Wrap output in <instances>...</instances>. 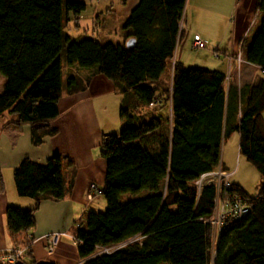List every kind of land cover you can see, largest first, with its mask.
Instances as JSON below:
<instances>
[{
  "label": "trees",
  "instance_id": "trees-1",
  "mask_svg": "<svg viewBox=\"0 0 264 264\" xmlns=\"http://www.w3.org/2000/svg\"><path fill=\"white\" fill-rule=\"evenodd\" d=\"M184 3L138 0L121 23L123 42L114 45L64 31L67 15L76 20L84 9L81 1L0 0V118L6 115V124H29L33 144L53 135L47 123L57 115L61 61L94 68L121 96L122 125L99 142L105 208L88 212L74 236L82 264H264V0H255L258 26L243 41L244 61L262 75L239 87L226 85L219 71L171 64ZM128 39L133 43L125 47ZM163 73L170 84L158 91ZM64 81L66 87L74 84L71 77ZM155 100L156 108L147 110ZM233 132L237 155L260 183L253 197L230 183L231 191L247 199L248 211L213 239L214 185L204 182L197 192L194 181L216 168L224 171L220 147ZM61 165L53 154L43 162L25 157L13 169L16 193L33 200L31 209L6 207L14 238L31 229L39 202L64 195ZM70 184L71 177L66 191ZM123 193L131 196L121 201ZM14 242L30 255L31 240Z\"/></svg>",
  "mask_w": 264,
  "mask_h": 264
},
{
  "label": "crops",
  "instance_id": "crops-1",
  "mask_svg": "<svg viewBox=\"0 0 264 264\" xmlns=\"http://www.w3.org/2000/svg\"><path fill=\"white\" fill-rule=\"evenodd\" d=\"M78 1L84 3V9L76 20L68 14L69 19L64 24V31L69 36L77 38L85 33L102 44L119 45L123 42L124 32L121 30V23L138 0ZM221 1L190 0L191 5L195 4L194 17H198L200 21L206 19L212 12L211 3L215 2L214 5H218ZM224 1L228 2V0ZM230 2L233 18L226 40H223L224 32H222L216 45L209 51L210 53L208 52L209 55L203 57L201 63L194 66L219 71L228 76L226 85L239 87L250 84L255 76L262 75L256 67L247 62L239 66L237 74L234 69L230 70L234 61L233 53L246 29L255 0H230ZM257 26L258 22L253 26L250 37ZM188 28L189 31L186 34L184 32L186 40L180 51L186 44L191 49L193 34L201 37V34L192 31L190 22ZM175 60L183 66L180 56ZM68 77L73 78L74 84L66 87L64 80ZM60 79L61 92L56 101L57 115L47 123L54 129L53 135L45 136L39 143L33 144L29 124H6L8 117L4 115L0 118V174L4 185L3 192L0 193V253L14 249L16 247L14 239L18 241L29 239L31 240L30 255L21 259L23 264L31 260L50 264H82L74 241L76 230L84 225L88 212L105 208V201L101 195L86 198L88 184L94 183L100 188L103 183L105 163L99 155V142L103 136L114 133L122 125V121L118 118L121 96L108 79L94 72V68H79L61 61ZM167 80L168 73H163L162 84L158 85V91ZM230 135L235 137L237 146V133L233 132ZM53 154H58L62 158L64 195L59 200L39 202L32 212L31 229L14 238L6 227V207L31 209L33 200L16 193L13 169L25 157L34 162H43ZM223 165L221 163L222 168ZM229 172L232 173V170ZM70 177V189L66 191ZM235 184L241 189L239 183ZM52 232H58L60 236L54 250L47 253L44 249L43 237Z\"/></svg>",
  "mask_w": 264,
  "mask_h": 264
},
{
  "label": "rangeland",
  "instance_id": "rangeland-1",
  "mask_svg": "<svg viewBox=\"0 0 264 264\" xmlns=\"http://www.w3.org/2000/svg\"><path fill=\"white\" fill-rule=\"evenodd\" d=\"M214 4L215 2L211 3L212 12L209 15H207L208 17L200 21L198 17L196 18L194 17V15L196 14L195 6H194L195 4L191 5L190 0H185L183 6L182 32L179 33V41L177 42L173 50L174 60L177 59L178 56H180V59H182V64L184 67L194 66L197 65L198 63L200 64L201 63L200 60H202L203 57L208 56L210 53L209 51L214 47V45H216L217 39L222 34V32H224L222 35L223 40H226V37L228 36V33L232 25L231 20L233 18V14L231 10V2L230 0H228V2L222 0L221 4L218 5H214ZM259 16L260 14L258 10H256L254 7L250 15V18L246 24V28L248 29H245L242 37L238 40L237 43V45L239 43L242 45V49H243L244 39L248 40L250 38L251 30L253 29V26L258 22ZM189 22L191 24L192 31L194 30L196 33L201 34L202 38L199 35L198 36L205 41L206 44L203 49L194 51L192 49H189L188 45L186 44L184 46V49L180 51L183 42L186 40L185 34L187 33V31H189L188 28ZM221 47L222 46H220V49ZM233 54H234V61H233V65L230 67V70L234 69L235 74H237L239 66L243 64L245 61H243L244 58L242 53L241 54L242 61L236 63V59H235L236 54L235 52ZM60 57L62 58V55H60ZM208 58L210 59L212 57H208ZM224 76L225 79L227 80L228 76L227 75ZM169 82H170V78L168 79V83ZM3 85H4V77L0 74V93L3 89ZM155 108L156 107L152 106L147 110H154ZM120 127H118L114 133L118 132ZM229 135L224 138L223 145L221 144L220 147V162L224 164L222 170H224L225 172H229V170H232V173L228 178L229 183L231 182L239 183L245 195L247 197H253L255 196L258 185L260 183L259 175L247 161H245L241 156L237 155L236 147H235L236 139L235 137ZM99 195H95V196H99ZM130 196L131 195L129 193H123L119 196V199L123 201L129 198ZM99 198L101 199L102 197ZM101 209L103 210L104 208ZM102 210H98V211H102ZM207 264H210V260H208Z\"/></svg>",
  "mask_w": 264,
  "mask_h": 264
},
{
  "label": "built area",
  "instance_id": "built-area-1",
  "mask_svg": "<svg viewBox=\"0 0 264 264\" xmlns=\"http://www.w3.org/2000/svg\"><path fill=\"white\" fill-rule=\"evenodd\" d=\"M248 29V28H246ZM182 31L181 19L178 21L177 25V42L179 41V33ZM175 44V45H176ZM205 47L204 41L196 34L191 36L190 48L192 50H200ZM175 48V47H174ZM243 53L242 45L239 43L237 45L236 63L242 61L241 54ZM174 60L173 54L171 63ZM244 61V59H243ZM229 70V69H228ZM170 84V83H169ZM170 90V85L168 86ZM156 103H151L148 108L154 107ZM231 172H225L216 168L214 171L202 173L194 181L196 191L198 192L202 183H212L214 185L215 194L212 198V208L209 217V224L211 226V231L214 239L216 235L224 226L231 224L232 222L243 218L248 211L247 199L241 197L234 191H231V185L228 181ZM100 188H98L94 183H90L87 186L86 198L90 199L92 196L99 195ZM60 233L52 232L46 234L44 238V249L45 252L50 253L54 250L56 243L59 239ZM26 249L21 246H17L9 252L0 253V264H16L18 261L24 257V252ZM100 251L105 252L107 248H101Z\"/></svg>",
  "mask_w": 264,
  "mask_h": 264
},
{
  "label": "water",
  "instance_id": "water-1",
  "mask_svg": "<svg viewBox=\"0 0 264 264\" xmlns=\"http://www.w3.org/2000/svg\"><path fill=\"white\" fill-rule=\"evenodd\" d=\"M133 43V40L132 39H128L124 42V46L125 47H129L131 46ZM16 264H23L21 261H18ZM35 264H46V262H36Z\"/></svg>",
  "mask_w": 264,
  "mask_h": 264
}]
</instances>
